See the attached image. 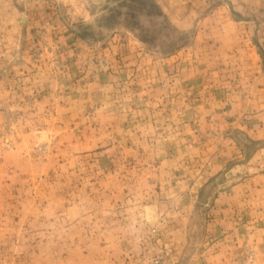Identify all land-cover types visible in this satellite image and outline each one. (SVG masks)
I'll return each mask as SVG.
<instances>
[{
    "label": "rangeland",
    "instance_id": "obj_1",
    "mask_svg": "<svg viewBox=\"0 0 264 264\" xmlns=\"http://www.w3.org/2000/svg\"><path fill=\"white\" fill-rule=\"evenodd\" d=\"M0 264H264V0H0Z\"/></svg>",
    "mask_w": 264,
    "mask_h": 264
}]
</instances>
